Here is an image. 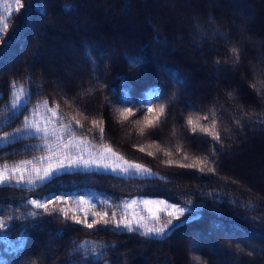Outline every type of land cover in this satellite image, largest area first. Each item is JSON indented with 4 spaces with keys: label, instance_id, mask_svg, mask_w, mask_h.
Instances as JSON below:
<instances>
[{
    "label": "trees",
    "instance_id": "obj_1",
    "mask_svg": "<svg viewBox=\"0 0 264 264\" xmlns=\"http://www.w3.org/2000/svg\"><path fill=\"white\" fill-rule=\"evenodd\" d=\"M22 2L16 11L15 0H0V13L12 7L7 43L0 44V122L15 81L30 94L28 110L47 99L50 107L60 105L65 122L82 112L87 119H77L84 127L73 122L78 135L110 145L153 175L76 167L34 190L0 186V219L11 220V239L24 234L15 251L0 240V264H196L194 255L202 264H264V0ZM160 105L165 115L157 122ZM125 107L134 115L121 121L117 110ZM27 114L2 131L11 133ZM145 115L153 126L136 123ZM190 115L201 117L203 127L214 119L219 142L199 128L194 133ZM101 118L103 140L91 124ZM42 144L23 134L0 144V164L40 157ZM204 157L214 173L179 166ZM54 196L68 199L57 207H74L82 197L109 217L115 211L117 219L132 200H163L194 211L174 219L162 238L112 224L89 230L58 212L27 217L37 211L28 200ZM86 242L107 245L103 256L75 251L80 244L90 248Z\"/></svg>",
    "mask_w": 264,
    "mask_h": 264
},
{
    "label": "snow or ice",
    "instance_id": "obj_2",
    "mask_svg": "<svg viewBox=\"0 0 264 264\" xmlns=\"http://www.w3.org/2000/svg\"><path fill=\"white\" fill-rule=\"evenodd\" d=\"M24 7L22 0H15V10L19 11ZM4 15L0 13V44H6L4 36L7 34L10 26V17L12 16L11 5L4 6ZM234 62L238 63L240 59L239 49L233 47L230 49ZM219 63V61H218ZM256 85L254 84L253 87ZM10 101L6 106L8 111L5 114V118L0 122V144L11 145L17 140L24 137H36L43 141L42 149L44 155L40 157H34L33 159H24L11 164L5 162L0 164V186L15 184L17 187L21 185H27L29 190H34L38 185H44L45 182L51 181L57 174L64 169L76 168V167H99L104 169H110L113 172L119 171L125 175L136 174L149 176L153 175L150 169L142 164L131 162L124 158L123 155L113 150L108 144H102L100 146L92 145L87 136L83 134H77L73 127V122L76 128H83L84 125L81 119H77V116H81L83 119H87L82 112H77L76 115L71 116L70 119L65 122L64 117L60 114V105L56 104L54 107L49 106L47 99L42 103H38L33 106L31 110H28V104L31 103L30 94L26 92L23 84L17 87V83L13 81L10 85ZM152 95H159V92L155 89L152 90ZM65 103L69 102L65 100ZM41 109L43 112L41 113ZM24 111H28L27 115H24V119L20 126H17L11 133L2 131L4 127H10L19 115ZM118 116L121 121H127L130 115H134L131 108L125 107L118 109ZM146 112H153L152 105L146 108ZM165 115V105H160L157 109V115L154 117L155 121L159 122L160 118ZM201 117H196L194 120L190 115L187 118V125L191 127V130L195 133L197 129L210 135L214 140L219 142L220 136L216 129V122L213 119L210 127L200 126ZM203 120H208L207 116L202 117ZM137 124L143 123L145 126H153V119H150L147 115L144 116L143 121L139 119ZM93 128H98L100 138L103 140L105 129L103 127V119L99 121L96 119L91 120ZM140 133H144V127L139 129ZM140 151L143 152L144 148L141 147ZM166 156H171L170 152L164 153ZM149 156L153 155L152 152L148 153ZM187 159V155H185ZM174 161L168 160L166 163L172 164ZM209 162L207 157L196 158L191 164H180V167H198L201 172L207 168L209 172H215V169L208 166ZM63 203L68 205V199L62 196L47 197L44 200L30 199L27 201L32 209L37 211H30L27 217H36L38 210H43L47 215L53 213H59L64 219H71L76 224H82L85 228L92 230L96 225L107 226L109 224L114 225L117 229H125L128 232L138 231L143 236L163 237L169 230V226L172 225L173 220H179L184 216L185 211L192 212L194 209L181 207L176 204H171L163 200H132L125 202L123 207L125 211L120 213L119 219H117V213L112 212L111 217L109 213L104 210H95V205L90 201L78 198L75 202V206L72 207H57V205ZM52 205L50 208L49 206ZM251 205V202H249ZM135 210L129 213L127 209L133 208ZM147 212L145 216L142 213ZM72 213L69 215V213ZM84 213V218L80 219L78 213ZM93 217L89 222L88 217ZM167 217V219H163ZM24 217V219H27ZM10 219H0V240L10 250H18L23 246L24 234L21 231L20 235L15 239H11V232L15 230L10 228ZM91 244L90 248H86L85 244H80L75 251L76 252H91L92 255L101 258L103 256V249L107 245H97L93 242H86ZM239 248V245L237 246ZM101 251H97V249ZM192 259L196 264H202L200 256L194 255ZM35 264V262H33Z\"/></svg>",
    "mask_w": 264,
    "mask_h": 264
},
{
    "label": "rangeland",
    "instance_id": "obj_3",
    "mask_svg": "<svg viewBox=\"0 0 264 264\" xmlns=\"http://www.w3.org/2000/svg\"><path fill=\"white\" fill-rule=\"evenodd\" d=\"M260 181V180H259Z\"/></svg>",
    "mask_w": 264,
    "mask_h": 264
}]
</instances>
